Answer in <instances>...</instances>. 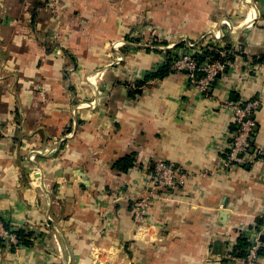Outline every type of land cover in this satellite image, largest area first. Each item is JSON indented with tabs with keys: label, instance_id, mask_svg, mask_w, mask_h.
Returning <instances> with one entry per match:
<instances>
[{
	"label": "crops",
	"instance_id": "obj_1",
	"mask_svg": "<svg viewBox=\"0 0 264 264\" xmlns=\"http://www.w3.org/2000/svg\"><path fill=\"white\" fill-rule=\"evenodd\" d=\"M51 26L71 57L46 45ZM219 35L231 58L208 93L184 71L147 77L184 40ZM71 58L96 69L82 88L63 80ZM228 100L258 102L246 162L232 168ZM262 148L264 0H84L54 19L41 0H0V213L34 232L30 245L0 241V264H242L241 230L264 225ZM127 154L135 163L119 172ZM158 161L189 178L138 222L132 199Z\"/></svg>",
	"mask_w": 264,
	"mask_h": 264
},
{
	"label": "built area",
	"instance_id": "obj_2",
	"mask_svg": "<svg viewBox=\"0 0 264 264\" xmlns=\"http://www.w3.org/2000/svg\"><path fill=\"white\" fill-rule=\"evenodd\" d=\"M216 38V41L212 39L207 44L203 41V37L200 41L184 40L186 46L185 52L175 55L171 65V68L174 70L184 71L190 83L196 85L204 93H208L207 91L215 84L220 74L225 71L227 65L226 62L219 59H199V56L204 52L205 48L214 50L221 56L226 55L227 51L224 44L220 41L221 36H216ZM163 48L165 49L166 47L163 46ZM257 103V101H250L246 105L241 106L232 101H226L225 105L232 108L235 113V121L239 125V128L233 136L230 153L223 161L224 168H232L234 165L246 162L245 155L248 154L251 146L250 138L255 127V121L251 119L250 114ZM263 153L264 149L262 148L259 154L261 155ZM188 178L189 174L174 162L158 161L153 172L146 179L142 195L134 202L135 220L142 222L149 219L151 201L156 198H162L159 192L161 190L166 191L163 194H166L168 197L169 189L175 190L179 188L186 183ZM164 197L167 198L166 196ZM263 230L264 225H252L241 230V236L246 237L249 241L246 254L242 258H232L231 253H227L228 258L240 259L242 264H260L262 258ZM13 232L14 230L12 228L6 226L0 213V239L8 241L11 244H17L19 239L16 232Z\"/></svg>",
	"mask_w": 264,
	"mask_h": 264
},
{
	"label": "rangeland",
	"instance_id": "obj_3",
	"mask_svg": "<svg viewBox=\"0 0 264 264\" xmlns=\"http://www.w3.org/2000/svg\"><path fill=\"white\" fill-rule=\"evenodd\" d=\"M41 1H42L43 6L45 7V9H47V11H49L50 13L53 14V19H54V18H57L59 16L60 10H62L63 7L67 6L68 4H75L76 1L77 2H83L84 0H41ZM126 16L129 17V14H126ZM75 18L79 19L80 16H75ZM52 22H53V20H52ZM153 30H155V29H153ZM44 31H46V33L44 32L45 34L43 36H47L48 37L47 40L49 41L46 43V45L50 46L51 48H54L53 50H55V53H56V54L54 53L55 55L60 56L62 58L65 55L71 57V54H69L67 52L65 54V52L62 49V45H61L62 42L61 41L63 40L62 37H64L65 35L60 28H57L56 26H51V27H48V29L44 30ZM210 35L211 34H209V36ZM141 39H145L146 42L133 41L134 43L132 42V44H134V45H146L147 41L149 43H151V40H149L148 37H143ZM116 45H118V44H116ZM72 60L73 59L71 58L70 62H65L63 65V68L67 69V72H69L68 75H65V78L63 80L66 79L67 82L72 81L73 83H76L77 85H79L80 88H82V86L86 85L89 81V75H90L89 72H93L96 69H93V71H91L90 68L85 64V62L78 61V63H74V62H72ZM121 61H123V56H121V59L117 60L116 63L120 65ZM131 79L129 81H133ZM94 92H96V91H94ZM73 93H74V91H73ZM88 97H90L89 94H88ZM86 103H89V106L94 104V103L92 104L90 102V99H89L85 103H79L78 105H75V107H77L76 111L81 107H86L87 106ZM76 114H77V112H76ZM63 137H65V136L63 135L62 138ZM13 230H16V229H13ZM4 242H5V240H4Z\"/></svg>",
	"mask_w": 264,
	"mask_h": 264
},
{
	"label": "trees",
	"instance_id": "obj_4",
	"mask_svg": "<svg viewBox=\"0 0 264 264\" xmlns=\"http://www.w3.org/2000/svg\"><path fill=\"white\" fill-rule=\"evenodd\" d=\"M205 58L219 59V60H222V61L226 62V60L230 59L231 56H229V55L226 56V57L225 56H221L218 52H216L214 50H208V48H205L203 55L200 56L199 59L200 60H203ZM173 60H174V58L173 57H170V55H168L167 62L165 63V65L163 67H161L158 71H156V73L150 74L147 77L148 78H151V77L164 78V77H166L173 70L171 68V65H172ZM227 65H228V63H227ZM144 80L143 81L142 80H137L136 82L138 83V85H143L144 84ZM249 101H251V100H249ZM249 101H240V102L236 101V102H238L241 106L242 105L244 106ZM232 128L235 129V130H237L239 128V125L235 122L232 125ZM253 147H254V145H253ZM134 163H135V154H127V155H124V156L118 158L114 162L113 166L119 172H127L134 165ZM184 185H186V183ZM184 185H182V186H184ZM177 189H175V190H177ZM161 191H163V190H161ZM136 199L137 198L132 199L133 200V203L135 202ZM6 226L8 228H11V226L8 223H6ZM14 232H16L17 237L19 239V242L17 244H12L13 245L12 248H15L17 246H20L21 244H25V245L32 244L34 232L29 231L27 229H23V228H18L16 230H14ZM0 241L4 243V240L3 239H0ZM248 245H249V241L247 240V238L244 237V236H240L238 238L237 245L234 247V253H235L236 257H239V258L244 257L245 254H246V250H247ZM263 251L264 250L261 249V254L263 253Z\"/></svg>",
	"mask_w": 264,
	"mask_h": 264
},
{
	"label": "water",
	"instance_id": "obj_5",
	"mask_svg": "<svg viewBox=\"0 0 264 264\" xmlns=\"http://www.w3.org/2000/svg\"><path fill=\"white\" fill-rule=\"evenodd\" d=\"M258 127H255V131H257ZM255 135L252 137L251 141H254Z\"/></svg>",
	"mask_w": 264,
	"mask_h": 264
}]
</instances>
